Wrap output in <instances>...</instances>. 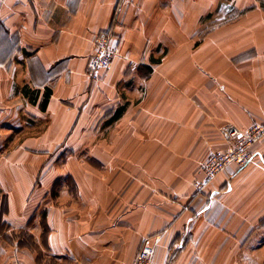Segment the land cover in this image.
I'll list each match as a JSON object with an SVG mask.
<instances>
[{
	"label": "crops",
	"instance_id": "0c3cea01",
	"mask_svg": "<svg viewBox=\"0 0 264 264\" xmlns=\"http://www.w3.org/2000/svg\"><path fill=\"white\" fill-rule=\"evenodd\" d=\"M262 122L264 0H0V264H264Z\"/></svg>",
	"mask_w": 264,
	"mask_h": 264
},
{
	"label": "built area",
	"instance_id": "2783aa9c",
	"mask_svg": "<svg viewBox=\"0 0 264 264\" xmlns=\"http://www.w3.org/2000/svg\"><path fill=\"white\" fill-rule=\"evenodd\" d=\"M111 36L107 32L97 35L94 52L87 61L86 74L89 77L97 75L101 70L107 69L112 61L113 52L110 48ZM223 136L228 142L225 150L212 151L202 165L203 177L197 182L198 192L204 189L215 179L217 175L229 166L242 169L253 162L254 154L251 148L261 140H264V122L253 123L245 129L228 125L223 130ZM155 246L145 239L141 243L138 252L131 264H152Z\"/></svg>",
	"mask_w": 264,
	"mask_h": 264
},
{
	"label": "rangeland",
	"instance_id": "374dc122",
	"mask_svg": "<svg viewBox=\"0 0 264 264\" xmlns=\"http://www.w3.org/2000/svg\"><path fill=\"white\" fill-rule=\"evenodd\" d=\"M225 127H226V125H225L223 128L225 129ZM226 148H227V147H226ZM212 151H215V149H213ZM212 151H211V152H212ZM211 152H210V153H211ZM195 186H196V184H195Z\"/></svg>",
	"mask_w": 264,
	"mask_h": 264
}]
</instances>
